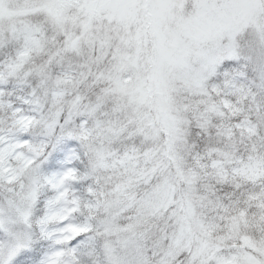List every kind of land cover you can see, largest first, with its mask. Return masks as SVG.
Returning <instances> with one entry per match:
<instances>
[{
  "label": "snow or ice",
  "instance_id": "obj_1",
  "mask_svg": "<svg viewBox=\"0 0 264 264\" xmlns=\"http://www.w3.org/2000/svg\"><path fill=\"white\" fill-rule=\"evenodd\" d=\"M0 264H264V0H0Z\"/></svg>",
  "mask_w": 264,
  "mask_h": 264
}]
</instances>
